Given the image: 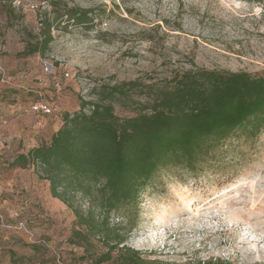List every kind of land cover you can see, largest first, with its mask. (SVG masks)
Here are the masks:
<instances>
[{
    "label": "rangeland",
    "instance_id": "obj_1",
    "mask_svg": "<svg viewBox=\"0 0 264 264\" xmlns=\"http://www.w3.org/2000/svg\"><path fill=\"white\" fill-rule=\"evenodd\" d=\"M71 8L84 19H68ZM48 36L43 51L29 52ZM197 68L264 75V1L0 0V264H92L101 251L96 238L86 248L70 242L72 210L32 167L9 165L17 153L49 140L80 99ZM38 99L50 114L25 111ZM113 104L119 117L136 113ZM137 210L125 243L144 257L264 264V125L253 137L226 139L196 173L160 172ZM122 221L110 215V225Z\"/></svg>",
    "mask_w": 264,
    "mask_h": 264
},
{
    "label": "trees",
    "instance_id": "obj_2",
    "mask_svg": "<svg viewBox=\"0 0 264 264\" xmlns=\"http://www.w3.org/2000/svg\"><path fill=\"white\" fill-rule=\"evenodd\" d=\"M63 14L68 19L85 16L72 8ZM49 38L29 52L43 51ZM97 95L95 101L80 99L77 110L62 114L49 140L17 153L9 165L32 167L38 179L48 182L50 195L72 210L77 228L71 243L86 248L91 238L98 240L101 251L92 264H165L125 243L142 192L162 171H200L233 135L255 136L264 125V75L197 68L160 85L122 81ZM139 95L144 101H136ZM113 103L136 113L119 117ZM75 200H85L87 208ZM112 213L126 227L110 225ZM193 264L232 263L209 258Z\"/></svg>",
    "mask_w": 264,
    "mask_h": 264
},
{
    "label": "built area",
    "instance_id": "obj_3",
    "mask_svg": "<svg viewBox=\"0 0 264 264\" xmlns=\"http://www.w3.org/2000/svg\"><path fill=\"white\" fill-rule=\"evenodd\" d=\"M64 75L68 76V73L66 72ZM56 86H58V83H56ZM25 111L28 113H40L43 115H48L52 112V106L49 102L38 99L30 103Z\"/></svg>",
    "mask_w": 264,
    "mask_h": 264
}]
</instances>
